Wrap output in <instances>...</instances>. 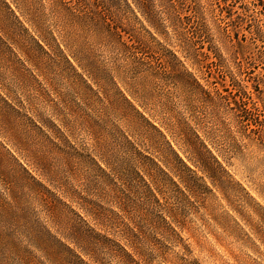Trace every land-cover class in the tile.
<instances>
[{"label":"trees","instance_id":"1","mask_svg":"<svg viewBox=\"0 0 264 264\" xmlns=\"http://www.w3.org/2000/svg\"><path fill=\"white\" fill-rule=\"evenodd\" d=\"M224 18L220 0H0V63L6 57L18 73L33 66L40 70L45 57H61L73 70L77 65L84 72L85 88L95 92L96 87L102 95L111 92L116 97L112 108L126 106L124 125L111 131H106L109 119L98 116L91 154L74 144L77 125L66 113L68 103H56L52 117L29 113L28 105L16 109L35 133L36 145L43 141L63 154L65 163L47 175L50 187L20 164L19 191L13 189L11 196L16 206L10 210H16L0 227V248L5 242L19 264H31L38 253L45 260L36 264H140L152 232L176 233V210L169 201L212 192L208 183L216 187L227 174L220 160L224 155L201 140L198 130L176 128L175 147L141 110L140 100L149 80L176 75L178 88L196 91L189 109L200 130L210 118L223 127L236 126L247 140L261 138L264 103L256 95L260 85L252 83V67L244 63L254 57L240 31L230 29ZM249 33L250 39L264 41L261 25ZM96 52L104 60H96ZM1 70L0 97L7 102L14 85H5ZM20 75L25 78L22 71ZM31 76L39 81L43 70ZM221 82L232 87L228 96L220 91L219 86L225 88ZM222 115L230 122L222 121ZM74 160L91 175L81 185H75L74 171L84 169ZM53 185L63 196L54 194ZM33 196L51 211L62 206L72 210L77 223L70 219L68 230L53 235L38 220ZM74 205L85 215L75 213ZM19 233L29 240L25 249L21 238L19 244L13 239Z\"/></svg>","mask_w":264,"mask_h":264},{"label":"rangeland","instance_id":"2","mask_svg":"<svg viewBox=\"0 0 264 264\" xmlns=\"http://www.w3.org/2000/svg\"><path fill=\"white\" fill-rule=\"evenodd\" d=\"M220 2L224 9V22L231 26L230 29L240 31V37L246 41L253 59H263L254 62L250 55L244 63L252 67L251 81L254 85H260L261 92L256 95L264 103V41L250 39L249 33L258 24L264 30V4L259 0ZM246 3L253 4H249V12L244 14L242 9L246 8ZM213 33L218 40L216 31ZM95 56L98 61L104 60L101 53L96 52ZM73 63L76 65L74 61ZM9 65L6 57L0 63V67L4 69L1 71L4 73L5 85H14L11 86L14 92L6 99L7 102L0 97V224L12 217L10 213H15L16 209L10 210L16 206L11 196L13 189H16L15 192L19 191L18 179L22 174L20 164L50 187L47 175L65 163V156L48 148L43 141L36 145L35 133L28 130V121L24 117L22 119L16 115V109L22 110L28 105L32 107L29 113L33 111L52 117L56 103H68L69 110L66 113L73 115L77 125L73 129V133L77 134L74 144L78 151L90 152L95 143L91 134L95 131L98 116L103 114L105 120L109 119L106 131H111L114 127L124 125L123 114L126 108L125 105H121L119 109L111 107L116 100L111 92L102 95L97 94L96 87L95 92L85 88L87 76H84V72L77 65L73 70L61 57L42 59L40 70H43L44 76L39 77V81H34L31 76V72L37 74L40 71L34 66L32 71L20 68L16 73L15 68ZM21 71L24 79L21 78ZM220 75L222 76L221 73ZM163 77L166 79L159 82L151 79L146 83L144 96L140 100L144 105L141 110L168 135L175 147L176 128L186 129L188 132L198 130L197 135L201 140H205L215 152L219 150L223 153L224 157L221 156L220 160L227 174L216 187L208 183L212 192L205 194L199 191L200 194L188 199H171L169 206L176 210V233L163 229L155 234L152 232L138 261L140 264H264V133L261 138L255 137L254 141H250L243 137L236 126L223 127L210 118L202 124L201 128L205 130H200L193 122L189 109L191 102L194 103L193 94L196 91L178 88L176 75ZM222 84L225 88L219 86V89L223 95L228 96L227 91L232 92L233 89L229 83ZM249 87L253 89L251 85ZM126 95L133 100L128 92ZM134 104L138 105L136 102ZM11 112L13 115H9ZM221 120L230 122L224 115ZM204 132L209 133L208 136ZM105 136L110 137L107 133ZM172 137H175V142ZM151 152L156 155L154 149ZM73 163L84 169V172L75 169V185L91 179V175L85 172L86 168L79 160H74ZM54 186L51 187L54 194L63 196ZM32 200L38 220L51 229L53 235L68 230L70 219L72 223L78 221L75 220L77 217L72 210L62 206L51 211L37 196H33ZM76 208V205L72 206L75 213L85 215ZM5 225L4 223L0 227ZM17 237L24 241L23 248L28 247L26 234L13 236L14 241L19 244ZM4 245L0 248V264H19L15 260L17 257L7 251ZM36 256L38 257L30 261L31 264L45 260L41 253Z\"/></svg>","mask_w":264,"mask_h":264}]
</instances>
